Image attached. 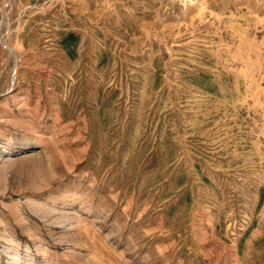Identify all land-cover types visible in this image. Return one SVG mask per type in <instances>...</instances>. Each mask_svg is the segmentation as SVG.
I'll return each mask as SVG.
<instances>
[{
    "label": "rangeland",
    "instance_id": "1",
    "mask_svg": "<svg viewBox=\"0 0 264 264\" xmlns=\"http://www.w3.org/2000/svg\"><path fill=\"white\" fill-rule=\"evenodd\" d=\"M0 264H264V0H0Z\"/></svg>",
    "mask_w": 264,
    "mask_h": 264
}]
</instances>
